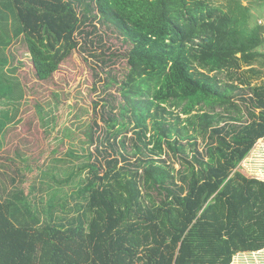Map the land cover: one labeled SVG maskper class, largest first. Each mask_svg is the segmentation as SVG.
Wrapping results in <instances>:
<instances>
[{
	"label": "trees",
	"instance_id": "16d2710c",
	"mask_svg": "<svg viewBox=\"0 0 264 264\" xmlns=\"http://www.w3.org/2000/svg\"><path fill=\"white\" fill-rule=\"evenodd\" d=\"M239 4L248 8L243 0H0V56L9 64L6 49L22 41L39 80L77 51L113 62L101 57L107 43L99 24L119 31L129 65L119 112L112 101L103 106L105 139L97 127H80L95 150L67 151L74 167L58 183L80 177L77 208L67 207L59 189L46 217L34 206L36 170L51 158L68 160L56 156L58 136L26 132L38 157L7 149L19 157L12 164L7 157L0 171V264H231L239 252L264 254V180L239 170L264 138V84H252L261 74L253 62L264 56L257 49L264 31H241ZM8 78L3 128L26 110L23 85ZM132 121L135 136L128 137Z\"/></svg>",
	"mask_w": 264,
	"mask_h": 264
},
{
	"label": "rangeland",
	"instance_id": "374dc122",
	"mask_svg": "<svg viewBox=\"0 0 264 264\" xmlns=\"http://www.w3.org/2000/svg\"><path fill=\"white\" fill-rule=\"evenodd\" d=\"M243 5L248 8H243L239 4L236 9L238 27L241 31H244V34L248 32L250 33L251 31L260 32L262 30L263 32L264 3H261V0H243ZM244 9L249 10L247 17L242 16V13L245 11ZM99 29L101 34L106 35L107 43L101 57L111 56L113 58V62L111 63L103 64L101 61L102 58H95L92 56L87 59V54L85 55L83 54L84 52L77 51L61 64L60 70L50 79L43 81L37 78L36 72L33 68L32 57L22 41H17L10 48L6 49V56L11 58L9 64L6 61H3L4 59L0 62L1 65L2 63L8 64V66H5L4 70L8 76L4 77L3 80L6 78L9 83L10 80L8 77L11 78V81L12 78H18L23 85L26 94V99L23 103L24 109L26 110L22 111V115L25 117V122L29 121L31 123L29 125L30 128L25 129V131L27 133L31 132L42 136H46L48 132H50L51 135L58 136L59 139H61L62 150H60L59 154L56 156L58 159H68L57 161L51 158L55 156L52 154V156L50 155L51 159L45 164L40 165L39 169L36 170L37 176L33 178V183L36 185V188L35 192L32 191V195L36 199L34 206L40 210L43 217L47 216L49 197L57 189H59L65 203L68 202V208H77L76 202L78 197H73L72 194L74 190L81 187L80 185L78 186L80 177L74 179L72 182L58 183L59 178L65 179L69 175L70 168L74 167V163L70 161L71 157L68 156L69 154L67 151H69V148L71 147L77 148L80 152L88 151L89 148L94 151L95 144L91 145L90 142L85 143L84 140L82 141V139H84V134L80 127H83V129L97 127V135H102V139H105L107 126L102 118L103 106L106 104L105 101H112V104L116 105L114 113L119 112L118 105L124 102L121 82L125 79V76L129 71V65L127 59L121 55L126 54L125 51L128 48V45L123 40L119 31L115 28H109L107 25L99 24ZM107 46H109V48H107ZM257 49L264 53V46ZM112 53L115 54L113 55ZM253 64L256 65L255 67L257 70L261 71V74L252 79V84H264V56L258 57ZM241 68L249 69V66L246 65ZM242 69L239 70V73ZM96 71L99 72L98 75L101 79H99L98 75L90 77L91 73L94 72L95 74ZM220 77L221 79H224V81L227 80L225 72L221 74ZM239 82V79L235 80V83ZM8 85H5L4 87L2 85V89H6L9 87ZM94 85L95 88H92ZM36 90H40V92L36 93ZM8 96L11 95L9 94ZM9 99L13 100L14 98L9 97ZM57 99L60 101L57 108L58 117L54 123L53 119L56 112L54 107ZM95 101L98 102L97 106H95ZM36 103L41 104L42 108L38 107ZM128 115L130 116V114ZM128 115L124 118L127 122L129 121ZM42 117L47 119L45 120L46 122L51 121L52 124L46 128ZM95 122H97L98 126L95 125ZM54 125L56 128H54ZM133 126L134 121L129 124L128 137L135 136ZM69 128L75 132L77 137L70 139L66 136L68 133L67 129ZM22 130L24 131V128H22ZM118 139L119 141H122L123 137H119ZM64 140H66V143L63 142ZM18 141L20 144H26L21 138H18ZM55 141L56 140L54 139L52 142L55 143ZM30 143L32 142H28V144ZM97 143H99V141ZM131 143H133V140H126L125 145L128 149ZM199 143L200 149L204 148L205 142L199 140ZM34 145L37 146V143ZM6 147L9 148V145L4 142L2 148L3 162H5L7 156L10 155L9 152L6 151ZM83 147H85V150L82 149ZM116 149L119 148L116 147ZM121 149H123V146H121ZM44 150H46V148ZM31 153H33L34 156L37 155V157L40 155L37 150H34ZM163 155L161 156L163 157ZM8 161V164H12L10 162L14 161V156L13 158L10 157ZM34 163H36V160ZM75 164H78L76 160ZM176 167H179L178 163H176ZM46 170L48 174L45 175L43 172ZM239 170L249 177H258L264 180V138L257 142L255 147L249 153V156L240 164ZM8 173L10 172L7 171V174ZM55 174H57L58 177ZM87 175L88 170H85L84 179H86ZM19 186H21V184ZM31 199H33V197H31ZM56 202H59V199L56 200ZM74 212V210L65 212L63 209H55V213L60 216L68 214L72 215ZM236 256H234L231 264H264V254L262 253L257 256H245L244 254H240L238 261H236Z\"/></svg>",
	"mask_w": 264,
	"mask_h": 264
},
{
	"label": "crops",
	"instance_id": "0c3cea01",
	"mask_svg": "<svg viewBox=\"0 0 264 264\" xmlns=\"http://www.w3.org/2000/svg\"><path fill=\"white\" fill-rule=\"evenodd\" d=\"M261 3H264V0H261ZM2 60H3V57L0 56V62H2ZM2 70H4V69L1 68V66H0V97H1V94L3 92V89H2V82H3L2 74H3V71ZM22 109H24V103H22L21 110ZM3 110H4L3 103L0 102V171L3 170L2 148H3L4 142H6L9 145V148H17L20 153H25V154L31 153L34 150L39 151V149H40L38 145L37 146L34 145L35 143H37V141L34 138L32 139V144H31L32 146L30 144H28V142H30V141L26 142L23 139L26 136L25 129H24V131L22 130V128H24L23 124L26 121L25 118H20V116H19V118H17V121H16L15 124H14V122L7 123L5 125V128H3V126H2V125H4L3 124L4 123L3 122V120H4V118H3V116H4ZM21 126H22V128H21ZM5 132L6 133L8 132V135H7L6 139H5V135H4ZM18 138H21L22 141L25 142L26 144H24V143L20 144L19 141H18ZM15 140H17V141H15ZM41 146H42V148H44L43 145H41ZM7 149H8V147H6V151H8ZM15 151H16L15 149L10 150V152H9L10 155L7 156V157L13 158V156H14V158L15 157L18 158L19 154L16 153ZM11 154H14V155H11ZM254 252H258V251H254ZM239 253L242 254L243 252H239Z\"/></svg>",
	"mask_w": 264,
	"mask_h": 264
}]
</instances>
